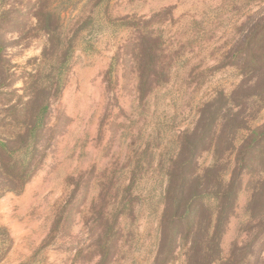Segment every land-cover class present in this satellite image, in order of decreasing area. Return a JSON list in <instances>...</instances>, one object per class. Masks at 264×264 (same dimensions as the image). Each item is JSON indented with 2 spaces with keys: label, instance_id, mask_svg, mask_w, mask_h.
I'll use <instances>...</instances> for the list:
<instances>
[{
  "label": "rangeland",
  "instance_id": "obj_1",
  "mask_svg": "<svg viewBox=\"0 0 264 264\" xmlns=\"http://www.w3.org/2000/svg\"><path fill=\"white\" fill-rule=\"evenodd\" d=\"M41 10L72 52L39 166L0 196V264H187V220L160 225L183 144L184 172L217 161L207 185L236 193L215 264H264V0H0V82L19 95L23 72L49 71ZM200 202L205 219L216 211Z\"/></svg>",
  "mask_w": 264,
  "mask_h": 264
},
{
  "label": "trees",
  "instance_id": "obj_2",
  "mask_svg": "<svg viewBox=\"0 0 264 264\" xmlns=\"http://www.w3.org/2000/svg\"><path fill=\"white\" fill-rule=\"evenodd\" d=\"M103 1L105 0H90L96 5ZM90 19V16H86L81 26ZM51 24V13L48 10H41L37 14V28L39 27L47 36L41 51V65L47 66L49 71L42 72V68L37 67L23 72L21 95L17 93L18 91L11 90V83L0 82V97L5 98L4 103L0 102V196L4 193L20 194L41 161L38 147L46 130L51 102L61 92L62 74L72 52L70 43L60 47V33L57 32L58 28H53ZM147 49L144 48L142 55L146 58L152 57L150 50L148 53ZM6 73L7 70H2V75ZM155 76L156 71H151L150 67L140 68L141 82L138 90L142 97L151 89L153 80L150 79ZM218 118L219 116L216 115L209 120L208 127L211 125L209 129H212ZM198 132L199 130L194 129L189 135ZM201 134L204 135V132ZM203 135L198 137L199 140L203 139ZM186 137L188 135L184 139ZM194 149L181 145L177 155L179 162L175 161L169 167L160 225L164 231L167 226L172 225L179 232L182 224L187 220L183 233L184 237H191L186 249L187 264H215L219 256L217 251L219 233L232 207V203L228 204V199L236 193L229 185L218 184L217 188L207 185L210 179L217 181V176L214 175L217 161L200 176H191L188 170L184 172L190 162L187 163L188 158L184 163L181 162L186 153L187 157L192 158ZM203 198L217 202L216 211L206 219V211L200 204Z\"/></svg>",
  "mask_w": 264,
  "mask_h": 264
}]
</instances>
